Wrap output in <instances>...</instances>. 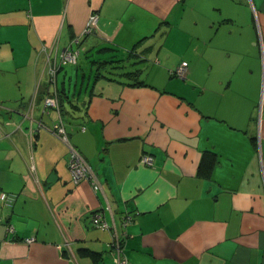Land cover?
I'll use <instances>...</instances> for the list:
<instances>
[{
    "label": "crops",
    "instance_id": "1",
    "mask_svg": "<svg viewBox=\"0 0 264 264\" xmlns=\"http://www.w3.org/2000/svg\"><path fill=\"white\" fill-rule=\"evenodd\" d=\"M66 47L77 63L51 75ZM112 58L137 80L94 81ZM262 79L264 0H0V264H117L114 227L129 264H264ZM60 92L62 117L44 105Z\"/></svg>",
    "mask_w": 264,
    "mask_h": 264
},
{
    "label": "built area",
    "instance_id": "2",
    "mask_svg": "<svg viewBox=\"0 0 264 264\" xmlns=\"http://www.w3.org/2000/svg\"><path fill=\"white\" fill-rule=\"evenodd\" d=\"M98 20V15L96 13H92L83 30V35H87L93 32L95 25ZM79 40H76L78 42ZM79 48H70L66 47L64 50L61 51L60 57L58 60H54V62L50 63L49 65V73L51 75L55 74L57 69L65 64H75L78 59L79 55ZM185 68H186V62L183 61L179 64V66L176 68L174 74L180 77H183L185 75ZM262 103H264V79H262V85H261V100H260V108L262 106ZM44 105L58 108V102L55 95H48L44 98ZM54 132L64 141L68 142L67 133L64 125V121L61 117H59L58 121L53 126ZM69 144V143H68ZM153 161V158L149 154H142L140 158V162L146 165H151ZM68 169L71 174L72 180L75 183H78L84 179L90 178V167L86 161V159L83 157V155L71 144H69V157H68ZM93 186L95 189L99 187V183L94 181ZM0 200L5 201L7 204H10L13 200L12 196H9L5 191L0 192ZM131 220L130 215H125L123 217V224H127ZM1 222V219H0ZM92 222L94 225L102 227V228H108V224L104 219L101 218L100 214L95 213L92 215ZM9 230H13L12 226L8 225ZM125 236V232H121V234L117 231V229L114 227V230L112 232V241L108 244L113 247L116 251L117 256V264H129V261L124 253L123 250V238ZM33 238H27V241H31Z\"/></svg>",
    "mask_w": 264,
    "mask_h": 264
},
{
    "label": "trees",
    "instance_id": "3",
    "mask_svg": "<svg viewBox=\"0 0 264 264\" xmlns=\"http://www.w3.org/2000/svg\"><path fill=\"white\" fill-rule=\"evenodd\" d=\"M107 48L108 47H104V48H101V50L107 49ZM138 62L139 61H135L133 59L131 60L129 58H126V59H114V58H112L111 60L94 59V60L91 61V64H92V67H93V80L97 81L99 78L114 79V77L108 76V75H106V73L113 74V73H115V69L121 70V71H117L116 72L120 76H126V77H129L131 79L137 80L138 73H139L138 70L139 69H136V70L134 69L132 71L131 70L125 71L123 68H125L126 65L128 67L131 66V65L133 66V65H135ZM62 67H63V65H62ZM132 84L133 85H142L144 83L142 81L138 80V81H135ZM57 96H58L57 100L60 103L58 108H59L60 116L62 117L63 110L60 107H61V104H62L61 102L63 100V96H62L61 92L58 93ZM216 161H217L216 154L211 153V152L204 153L202 158H201V164H200L201 172L208 177L210 175L211 170L214 167ZM79 252L81 254L95 255V253H93L92 251L88 250L87 248H83V247L79 249Z\"/></svg>",
    "mask_w": 264,
    "mask_h": 264
},
{
    "label": "rangeland",
    "instance_id": "4",
    "mask_svg": "<svg viewBox=\"0 0 264 264\" xmlns=\"http://www.w3.org/2000/svg\"><path fill=\"white\" fill-rule=\"evenodd\" d=\"M130 57H131V56H130ZM139 78H140V79H142V78H143V76H139ZM56 98H57V96H56ZM57 102H58V100H57Z\"/></svg>",
    "mask_w": 264,
    "mask_h": 264
}]
</instances>
